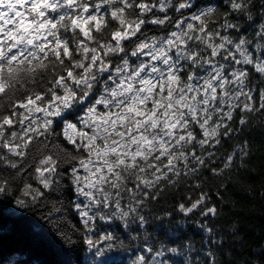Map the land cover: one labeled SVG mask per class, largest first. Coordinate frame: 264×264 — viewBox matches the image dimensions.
Wrapping results in <instances>:
<instances>
[{
	"label": "snow or ice",
	"instance_id": "1",
	"mask_svg": "<svg viewBox=\"0 0 264 264\" xmlns=\"http://www.w3.org/2000/svg\"><path fill=\"white\" fill-rule=\"evenodd\" d=\"M261 84L264 0H0V197L40 210H0V231L10 215L66 264H216L148 202L205 166L236 110L264 111Z\"/></svg>",
	"mask_w": 264,
	"mask_h": 264
},
{
	"label": "trees",
	"instance_id": "2",
	"mask_svg": "<svg viewBox=\"0 0 264 264\" xmlns=\"http://www.w3.org/2000/svg\"><path fill=\"white\" fill-rule=\"evenodd\" d=\"M261 79L255 77L257 82ZM260 87L264 88V84ZM254 96L253 104L258 109L261 103L259 92H255ZM0 103L5 104L7 113L6 101ZM242 116L247 121L244 125L239 123ZM68 119L74 121L73 117ZM228 128L233 131L225 137L222 133L227 129H222L219 145L206 149L214 155L206 158V164L200 171L190 176L177 177L174 183L159 190V196L155 201H149L148 207L154 217L163 218L154 219L153 224H167L171 219L168 227L171 229L176 226L180 229L173 235H179L193 249L203 247V251L207 252L211 247L215 252L216 264H264V111L236 110L233 119L228 122ZM60 142L72 151L63 136ZM34 155L35 148L29 153V163ZM229 155L233 156V162L225 169L224 164ZM201 194L206 195L207 199L194 213L185 216L177 211L178 204L188 205ZM12 199L0 197V201H3L0 210L15 209L25 216H31L35 211L34 218H39L40 210L19 209L12 203ZM205 207H215L217 214L207 218L201 216ZM166 212H171L172 217H166ZM199 223L212 227L214 238L221 243L208 245V234L200 230ZM12 226L13 218L5 215L2 219L3 230L0 231V264H66L67 257L60 248L37 244L28 234L13 230ZM124 246L129 248L127 240H124ZM81 248L87 260L88 253L83 250V246ZM123 254L128 259L130 252ZM192 258L195 260L197 257L193 254ZM199 258L206 259L203 255Z\"/></svg>",
	"mask_w": 264,
	"mask_h": 264
}]
</instances>
